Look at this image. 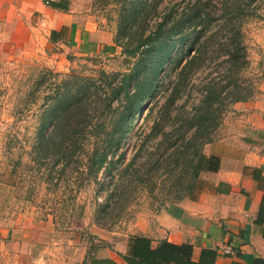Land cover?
Segmentation results:
<instances>
[{"label":"rangeland","instance_id":"obj_1","mask_svg":"<svg viewBox=\"0 0 264 264\" xmlns=\"http://www.w3.org/2000/svg\"><path fill=\"white\" fill-rule=\"evenodd\" d=\"M70 4L90 30L80 42L72 32L66 40L44 34L28 42L18 60L0 64V264H88L117 252L141 216L194 193V154L228 133L239 103L233 95L250 92L241 101L248 102L264 94V0ZM181 30L189 38L184 46L177 44ZM211 33L214 43L177 86V72L196 53H181V46L188 49L197 39L202 46ZM135 37L143 38L144 48L132 57ZM165 46L171 58L145 102L133 105L129 75L139 60L149 67ZM145 74H139L144 82ZM122 84L130 91L113 94ZM57 105L81 106L72 117L78 141L105 146L120 140L100 173L89 175L86 155L68 163L39 153L42 124L49 131L61 120Z\"/></svg>","mask_w":264,"mask_h":264},{"label":"crops","instance_id":"obj_2","mask_svg":"<svg viewBox=\"0 0 264 264\" xmlns=\"http://www.w3.org/2000/svg\"><path fill=\"white\" fill-rule=\"evenodd\" d=\"M71 8L70 0H0V64L18 60L22 48L44 34L56 32L66 40L72 32L80 42L90 30ZM230 117L228 133L203 150L219 158V169L203 170L192 195L141 216L117 252L99 259L126 264L120 254H126L129 239L144 236L155 247L164 241L191 244L196 263L212 250L214 264H264V94L236 103Z\"/></svg>","mask_w":264,"mask_h":264},{"label":"trees","instance_id":"obj_3","mask_svg":"<svg viewBox=\"0 0 264 264\" xmlns=\"http://www.w3.org/2000/svg\"><path fill=\"white\" fill-rule=\"evenodd\" d=\"M146 5L148 9H151L152 1L150 3H147ZM134 15L135 17L132 25H137L139 22L137 20L138 14ZM197 19V17L192 16L190 20V25L193 28L197 26V24H194ZM179 27H182L183 29L184 25ZM177 35H179L177 44H180L182 46L186 45L185 43L189 40V38L183 32V30L177 32ZM216 35V33L207 34L205 36L206 41H204V45L202 46H200L201 43L198 39V42H195L194 40V42L188 49L182 48L181 46V53H183L185 50H189L188 53L195 51L196 53H198V55L195 53L194 56H191V58L182 67V70L179 73L177 72V86L180 84L181 80L186 79L188 75L197 68V65H199V60L201 59V54L204 53L207 45L214 43ZM134 39L138 42V44L133 50L129 52L132 57H136L139 51L144 48V45L141 44L143 40L142 37H135ZM235 50L231 61H233L235 56L237 55L239 46H235ZM149 53L150 52H148V54ZM158 55L159 58L151 59L149 67H147L144 63V59L141 60L142 63H140L139 60L138 70L129 75V77L127 76L129 79V89H131V91L126 86H124V84H122L121 88L120 86H115L114 88H112L113 94L119 95L123 91L129 90L130 94H132L130 103H133L134 101L145 102V100L150 95L155 79L158 77L160 71L164 68L167 61L171 58L172 49L166 48L165 46V50H159ZM184 58L185 57L182 56L177 60V68L182 65ZM143 71H146V74L144 76V78H146L145 82L142 81L143 79L139 78V74ZM243 93L244 94L237 92L236 94H234V101H246L251 97V95H249L250 92ZM207 100L208 99H205L203 101L204 105H206ZM130 103L128 102L127 104L130 105ZM69 106L70 105L63 107V105H57L58 111L61 110V120H58L56 118L51 130L48 131L47 123L42 124L41 134L39 136L38 142L40 146L39 153H41V155H43L46 159L57 156L64 157L68 161V163H71L78 154L86 155L90 158L87 166V169H89V175L91 176V174H98L108 165L109 156L119 150L120 140L117 142L115 139H111L105 146H101L97 143L91 144L78 141V138L75 135H78L80 131L78 129V126L72 122V117L74 112L76 113L75 109L78 108L77 110H81V106L75 108ZM86 109H88V107ZM121 133H127V131H121ZM207 143H209V140ZM199 153L200 152L194 154V158L192 161L191 177L195 181L194 185H196L200 173L203 170L217 171L220 165L219 158L206 157L203 153ZM255 171L257 172V170ZM120 255L126 264H214L216 256L214 251L205 250L203 251L201 260L196 263L192 259L193 246L191 244H174L169 241H164L155 247L153 246L151 239L144 236L131 237L129 239L128 250L126 254ZM88 264H117V262L113 259H99L93 257L90 259Z\"/></svg>","mask_w":264,"mask_h":264},{"label":"built area","instance_id":"obj_4","mask_svg":"<svg viewBox=\"0 0 264 264\" xmlns=\"http://www.w3.org/2000/svg\"><path fill=\"white\" fill-rule=\"evenodd\" d=\"M230 251H231L230 248H226L225 250L226 253H230Z\"/></svg>","mask_w":264,"mask_h":264}]
</instances>
